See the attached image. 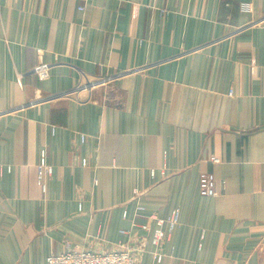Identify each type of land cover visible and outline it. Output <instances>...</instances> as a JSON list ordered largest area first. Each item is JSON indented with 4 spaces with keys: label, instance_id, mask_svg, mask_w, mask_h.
Masks as SVG:
<instances>
[{
    "label": "crops",
    "instance_id": "1",
    "mask_svg": "<svg viewBox=\"0 0 264 264\" xmlns=\"http://www.w3.org/2000/svg\"><path fill=\"white\" fill-rule=\"evenodd\" d=\"M139 203L181 209L140 264H264V0H0V264L119 248Z\"/></svg>",
    "mask_w": 264,
    "mask_h": 264
},
{
    "label": "built area",
    "instance_id": "2",
    "mask_svg": "<svg viewBox=\"0 0 264 264\" xmlns=\"http://www.w3.org/2000/svg\"><path fill=\"white\" fill-rule=\"evenodd\" d=\"M83 8V7H81ZM113 75H101L98 78L84 83L86 88H93L97 84L104 85L113 81ZM55 131V127L52 128ZM86 139V135H82ZM214 162H219V158L212 156ZM82 164L87 165L88 159L83 158ZM54 173V166L49 158L47 147H41L39 160L37 163V179L44 193L48 192L50 178ZM200 193L203 196H216L217 178L215 173L204 171L199 179ZM140 194L136 190L135 196ZM138 214L146 218L144 223H136L132 219L131 227L121 229V232L129 236L126 243H122L119 248L108 251H97L85 247L73 245L66 241L63 250L59 253L48 256V264H140V258L149 251L148 243L153 245L152 253L157 263L162 262L165 253L162 250L163 243L170 239L176 227L180 224L181 209L174 208L167 216L157 213H146L147 207L139 203L137 205ZM125 218H129L127 212Z\"/></svg>",
    "mask_w": 264,
    "mask_h": 264
}]
</instances>
